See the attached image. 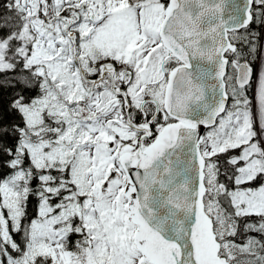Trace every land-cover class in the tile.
<instances>
[{
    "label": "snow or ice",
    "instance_id": "6c2138e0",
    "mask_svg": "<svg viewBox=\"0 0 264 264\" xmlns=\"http://www.w3.org/2000/svg\"><path fill=\"white\" fill-rule=\"evenodd\" d=\"M0 264H264V0H0Z\"/></svg>",
    "mask_w": 264,
    "mask_h": 264
}]
</instances>
